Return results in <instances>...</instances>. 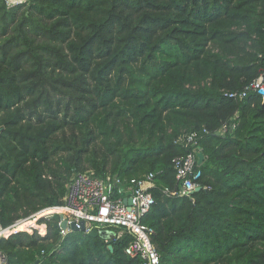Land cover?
Listing matches in <instances>:
<instances>
[{"label": "trees", "instance_id": "trees-1", "mask_svg": "<svg viewBox=\"0 0 264 264\" xmlns=\"http://www.w3.org/2000/svg\"><path fill=\"white\" fill-rule=\"evenodd\" d=\"M261 75L264 0H0V230L62 205L78 173L117 176L115 195L154 173L160 264H264ZM193 132L200 189L169 196ZM60 220L0 236L7 264L140 263L124 227L107 242Z\"/></svg>", "mask_w": 264, "mask_h": 264}, {"label": "built area", "instance_id": "built-area-1", "mask_svg": "<svg viewBox=\"0 0 264 264\" xmlns=\"http://www.w3.org/2000/svg\"><path fill=\"white\" fill-rule=\"evenodd\" d=\"M19 1L21 0H8L10 5ZM250 87L258 90L264 97V76L261 75ZM231 96H237V94L233 93ZM228 129L229 126L224 125L221 132L226 133ZM203 131L207 132L206 129ZM200 137L197 132L183 137L185 145H192V148L186 155L177 156L174 159L179 185L175 189L165 188L164 192L167 195L192 197L193 193L200 188L196 183L200 175L197 171L198 153L202 152L199 144ZM154 176V173H148L143 177L133 178L126 190L119 189L120 195H115L112 184L118 183V178L115 182L111 176L102 178L89 172L78 173L68 184L62 205L47 207L27 218L20 219L8 228L1 229L0 236H8L21 230L30 233L37 230L40 234H45L46 225L39 223V220L44 217L50 218L58 213L63 215L59 222L63 235L73 231V224L79 231L86 232L105 226L124 227L134 235L133 241L126 247V253L131 257L139 258V264H160V255L151 242L153 228L143 221L144 216L150 212L155 203V197L149 191L155 185ZM63 220L67 222L65 228L61 227ZM22 225H25V229H20ZM105 230L110 231V236L112 235L106 239L107 242L124 233V230L119 232L113 229ZM0 264H7V259L2 253H0Z\"/></svg>", "mask_w": 264, "mask_h": 264}, {"label": "water", "instance_id": "water-1", "mask_svg": "<svg viewBox=\"0 0 264 264\" xmlns=\"http://www.w3.org/2000/svg\"><path fill=\"white\" fill-rule=\"evenodd\" d=\"M198 158H199L198 163L201 164L204 161V158H205L204 153L203 152H199L198 153ZM117 178H118L117 176L114 177V181L115 182L117 181ZM199 189L200 188H198V190ZM129 203H130V201H129ZM61 218H63V215H61ZM66 225H67L66 220H63L61 222V227L65 228ZM72 229H73V231H79L75 224L72 225ZM90 235L101 236L103 239H108L109 237H111L110 236V231L98 230L97 228H94L92 231H90ZM109 247H110V249H112V245H110Z\"/></svg>", "mask_w": 264, "mask_h": 264}, {"label": "clouds", "instance_id": "clouds-1", "mask_svg": "<svg viewBox=\"0 0 264 264\" xmlns=\"http://www.w3.org/2000/svg\"><path fill=\"white\" fill-rule=\"evenodd\" d=\"M60 216H61V214H60ZM98 230H105V229H100V228H98ZM113 231H115V230H113ZM117 232V231H116ZM115 237H113V239H114ZM106 240V239H105ZM112 241V240H111ZM110 241V242H111ZM111 245V244H110Z\"/></svg>", "mask_w": 264, "mask_h": 264}, {"label": "bare ground", "instance_id": "bare-ground-1", "mask_svg": "<svg viewBox=\"0 0 264 264\" xmlns=\"http://www.w3.org/2000/svg\"><path fill=\"white\" fill-rule=\"evenodd\" d=\"M20 229H25V228H24V225H22V226L20 227Z\"/></svg>", "mask_w": 264, "mask_h": 264}, {"label": "rangeland", "instance_id": "rangeland-1", "mask_svg": "<svg viewBox=\"0 0 264 264\" xmlns=\"http://www.w3.org/2000/svg\"><path fill=\"white\" fill-rule=\"evenodd\" d=\"M24 227H25V225H24Z\"/></svg>", "mask_w": 264, "mask_h": 264}, {"label": "crops", "instance_id": "crops-1", "mask_svg": "<svg viewBox=\"0 0 264 264\" xmlns=\"http://www.w3.org/2000/svg\"><path fill=\"white\" fill-rule=\"evenodd\" d=\"M112 236V235H111Z\"/></svg>", "mask_w": 264, "mask_h": 264}]
</instances>
